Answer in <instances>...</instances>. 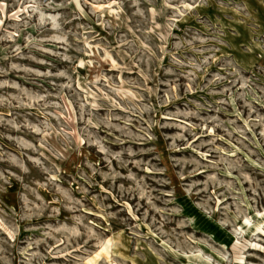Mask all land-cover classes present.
I'll use <instances>...</instances> for the list:
<instances>
[{"label":"rangeland","instance_id":"1","mask_svg":"<svg viewBox=\"0 0 264 264\" xmlns=\"http://www.w3.org/2000/svg\"><path fill=\"white\" fill-rule=\"evenodd\" d=\"M0 264H264V0H0Z\"/></svg>","mask_w":264,"mask_h":264},{"label":"bare ground","instance_id":"2","mask_svg":"<svg viewBox=\"0 0 264 264\" xmlns=\"http://www.w3.org/2000/svg\"><path fill=\"white\" fill-rule=\"evenodd\" d=\"M8 195L11 197L10 202L13 204L14 199H13L12 195L9 193H8ZM246 221H248V220H246ZM261 222H262V219H260L256 224L253 225V229L259 228ZM243 246L246 247L247 244L243 243Z\"/></svg>","mask_w":264,"mask_h":264}]
</instances>
